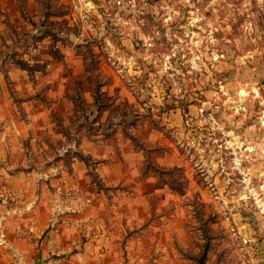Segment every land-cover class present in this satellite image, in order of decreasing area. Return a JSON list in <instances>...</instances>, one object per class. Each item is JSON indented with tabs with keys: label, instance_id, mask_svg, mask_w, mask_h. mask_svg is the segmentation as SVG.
<instances>
[{
	"label": "rangeland",
	"instance_id": "1",
	"mask_svg": "<svg viewBox=\"0 0 264 264\" xmlns=\"http://www.w3.org/2000/svg\"><path fill=\"white\" fill-rule=\"evenodd\" d=\"M11 6L12 39L31 47L30 39L42 43L51 34L52 59L79 64L99 112L120 93L125 135L149 168L173 179L180 195L174 206L189 208L186 217L206 237L203 251L217 235L228 236L235 254L249 248V237L264 238V0H12ZM20 55L8 59L27 67ZM71 89L81 130L88 105L75 79ZM166 154L183 166L153 164Z\"/></svg>",
	"mask_w": 264,
	"mask_h": 264
},
{
	"label": "crops",
	"instance_id": "2",
	"mask_svg": "<svg viewBox=\"0 0 264 264\" xmlns=\"http://www.w3.org/2000/svg\"><path fill=\"white\" fill-rule=\"evenodd\" d=\"M9 1L0 0V264H198L205 234L189 208L174 206L173 179L149 168L125 135L120 93L99 112L79 64L52 59L51 34L31 47L12 39ZM12 52L28 66L8 59ZM74 79L88 105L81 130ZM180 161L166 154L153 164ZM203 264H264V238L249 237L235 254L228 236L211 237Z\"/></svg>",
	"mask_w": 264,
	"mask_h": 264
},
{
	"label": "trees",
	"instance_id": "3",
	"mask_svg": "<svg viewBox=\"0 0 264 264\" xmlns=\"http://www.w3.org/2000/svg\"><path fill=\"white\" fill-rule=\"evenodd\" d=\"M208 248L205 247L203 254L198 258V264H203L207 257Z\"/></svg>",
	"mask_w": 264,
	"mask_h": 264
},
{
	"label": "built area",
	"instance_id": "4",
	"mask_svg": "<svg viewBox=\"0 0 264 264\" xmlns=\"http://www.w3.org/2000/svg\"><path fill=\"white\" fill-rule=\"evenodd\" d=\"M3 242H4V239H3V237L0 235V246L3 244Z\"/></svg>",
	"mask_w": 264,
	"mask_h": 264
},
{
	"label": "water",
	"instance_id": "5",
	"mask_svg": "<svg viewBox=\"0 0 264 264\" xmlns=\"http://www.w3.org/2000/svg\"><path fill=\"white\" fill-rule=\"evenodd\" d=\"M36 264H41V260H39Z\"/></svg>",
	"mask_w": 264,
	"mask_h": 264
}]
</instances>
